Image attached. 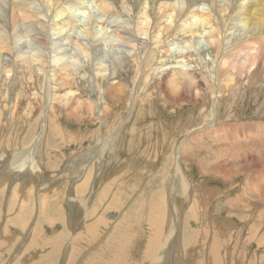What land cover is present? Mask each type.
I'll return each mask as SVG.
<instances>
[{
  "label": "bare ground",
  "instance_id": "1",
  "mask_svg": "<svg viewBox=\"0 0 264 264\" xmlns=\"http://www.w3.org/2000/svg\"><path fill=\"white\" fill-rule=\"evenodd\" d=\"M121 3L127 5L129 8L127 12L121 7ZM9 12H12L11 16ZM21 23L23 24L20 25ZM106 44L109 45L108 53L112 55V62L106 59ZM199 45L200 48H198ZM261 50L264 51V0H0V138L6 130L8 134V137H5L6 144L14 140L12 138L15 134L25 136L26 140H30L28 143L34 140V148L28 152L16 151L9 157L7 156L8 158L3 154L0 156L2 167L0 169V194H4L7 190L11 194L12 192L20 194L18 197L10 196L5 204L13 209L12 205L19 203L22 210L28 207L32 209L33 214L34 204H36L34 196L38 193L35 194V190L42 186L40 184L38 186L37 182L44 177L43 169L37 165L36 151L37 148L41 149L40 146L47 149L59 142L57 135H60L59 133L62 135L64 128L61 130L57 122L62 115L78 116L79 122L84 121L85 116H88L91 119L90 124L94 123L98 126L97 130H91L93 135L91 133L90 135L93 139L86 138L91 140L92 146L95 144L96 146L92 147L89 154L86 152L77 158L80 168H77L75 175L77 180H80L83 175L86 176L85 179L83 178L84 184H81L85 186L91 170H86L88 174H83L84 167L82 169L81 167L84 163L88 164L89 159L93 158L94 161L101 163L100 168L103 170L104 165L109 161H115L121 157L120 150L125 142L122 136L119 137L122 122L118 123V119L122 117L121 115L124 114L131 118L135 109L145 105L148 101V105L152 104L154 97L157 101L162 99L165 104H172V107H183L202 98L204 106L199 109L204 110L205 113L202 118L196 119L190 116L193 124H190L186 133L190 134L194 131H201V129L203 133V130L213 129L215 127L211 124H207L208 126L203 124L200 129L201 123L208 118L206 114L209 110L210 112L215 110L212 100H221V97L232 94L233 90H237L240 78L244 75L238 72V68L234 63L232 64L231 60L240 55L243 56L246 51L244 55H248L254 65L261 58ZM199 83L204 84L203 90L199 88ZM94 89L98 94L97 99L93 95ZM190 96H193V99ZM130 109L131 114H129ZM257 128L264 129L263 126ZM36 134L38 135L35 138ZM46 138L56 140V142L47 145L50 140ZM74 139L66 140L67 144L77 143L82 147L85 143L83 139ZM24 142L23 140V145L28 144ZM35 144L39 147L36 148ZM46 153L50 155V152ZM179 157L178 154L177 161ZM178 163L174 166L173 171L176 172H172L171 179L163 180L167 182L165 190L170 203L174 206H177L174 191L176 186L172 181H174V175L180 171ZM43 179L41 180L44 181ZM53 183L57 182L53 181L51 185ZM185 185L187 189L188 185ZM43 186L45 188H39L41 193L37 189L39 191L37 195H39V207L41 208L39 210L46 214V210L52 212V206L59 208L58 199L54 201L53 198L59 186L57 185L58 188L51 191L49 189L53 186L48 187L44 184ZM69 193L71 195L66 202L75 214L78 211V202L74 199L76 192ZM49 198H53L51 205ZM154 199L155 197L151 199L152 203L155 202ZM156 201L159 209L164 206L167 208L164 195ZM187 203H189L188 199ZM1 206L3 205L1 204L0 208ZM131 214L135 213L132 211ZM30 215L24 216L28 218ZM130 215L127 217L128 221L124 217V222L120 219L123 222V229H115L110 234L108 233L107 240L104 239V246H98L96 232L99 226L96 227L97 223H89L87 229L85 228L84 236L80 234L82 238L78 235L76 240L70 243L73 245L80 239L79 244L73 245L74 251H71L73 252L71 257L74 260L84 250H87L86 256L78 260L76 264H197L195 257L198 255L200 259L201 249L195 244H189L186 240L181 242V230L174 232V225L171 222L164 228L165 224L161 223V220L164 222L165 219L162 218L163 216L159 219L162 230L154 231L155 236L153 237L143 236L142 238V234L136 233L134 223L130 221ZM23 217L17 215L15 220L20 219L21 221ZM11 220L5 222L0 231V264L4 263V253H8L13 246L12 244L10 246L12 242L8 238L16 239L15 234L10 235L12 231L9 230V234L7 231ZM75 222L79 228H84L85 224L81 227L83 224L78 220ZM73 224L70 225L74 226ZM155 225L158 224L155 223ZM21 226L24 227L23 224L19 227ZM33 228L26 237L30 242L27 247L32 249L49 245V241L44 240L43 230L41 229V233L38 234L37 226ZM85 234L88 235L87 240ZM22 243V246H26L25 242ZM56 246L52 245L53 252H48L51 253V257L48 256L51 258L48 264H56L59 252L62 255L61 250L58 251ZM28 248L21 251L24 252ZM14 251L15 256L12 262L22 263L24 260L21 254L23 253L19 252V255L18 251L15 249ZM46 257L43 258L44 262L49 260ZM215 264H223V262L221 259H216Z\"/></svg>",
  "mask_w": 264,
  "mask_h": 264
},
{
  "label": "rangeland",
  "instance_id": "2",
  "mask_svg": "<svg viewBox=\"0 0 264 264\" xmlns=\"http://www.w3.org/2000/svg\"><path fill=\"white\" fill-rule=\"evenodd\" d=\"M121 7L126 12L129 10L125 3H121ZM11 14L12 12H9V16H11ZM22 24L23 23L20 25ZM105 48V51H107L106 59L112 62V55L108 53L109 45L106 44ZM198 48H200V45ZM244 52L243 56L240 55V57L231 60L232 64L234 63L238 68V72H242V75L244 73L240 78V83L237 85V90H233L232 94H230L231 96L226 95L221 97V100H212L214 101L212 102L214 105H212V103L210 104L215 110L213 109V112L209 110V113L206 114L208 118L200 125V129L203 124L206 126L211 124V126L215 128L203 130V133L202 129L201 131H194L190 134L186 133L191 126L190 124H193L191 123L192 120H190L191 117L196 119L198 117L202 118L205 113L204 110L199 109L204 106V100L201 98L202 94L200 95L201 99H197L195 103H188L183 107H172V104L170 105L167 103L166 105L162 102V99L157 101V98L154 97L152 104L148 105V101L145 105L135 109L131 118L123 114L121 115L122 117L118 119V123L120 121L122 122H120L122 130H120L121 133L119 132V137L121 138L122 136L125 142L120 150L121 157H118L119 159H116L117 161H109L108 163L111 164L107 163V166L104 165L105 168L103 167V170L100 168L101 163L99 161H94L93 158L89 159V165L85 163L82 165L81 169L84 167L83 174H88L86 170H91V172L89 171L90 175H88L87 185L85 186L81 184H84L83 178L85 179L86 176L83 175L80 180H77V176L75 175V171H78L80 168L79 163H77V158L80 154L82 155L86 152L89 154L94 146H96V144L92 146L91 140H87L86 138H92L91 135H93V133L91 132L97 130L98 126L94 123L90 124L91 119H89L88 116H85L84 121L81 120V122H79L80 118L78 116L73 117L71 114V116L67 117L65 114L62 115L61 119L57 122V126L60 124L59 127L61 130L64 128L63 132L65 134L63 133L64 135H61V133H59L60 135H57V141L59 142L55 144L57 147L60 146L57 148L54 145L55 147L50 146L47 149L40 146L41 149H39L37 148L39 147L37 146L38 144L34 145L37 148L35 157L37 159V165L43 169L44 173V177L40 178L37 182L38 186L42 185L39 188H45L43 184L48 185V187L53 186L49 189L50 191L59 186L58 189L60 191L58 190V192H56L57 194L55 193L53 195L54 197L52 196L54 201L58 199L59 208L57 207V209L52 206V212L51 210H48L49 212L47 210L45 211L46 214H48L47 216L44 212V214L40 212L39 195H37L39 193L37 189L39 188L35 190V194L38 193L36 195L34 194L36 196H34L36 204H34L33 214L32 209H28V207L24 209V212L18 205L19 203L12 205L14 210L11 207H7L5 204L6 201H9L12 195L18 197V192H12L11 194L7 190L4 194L1 193L0 205L2 204L3 206H1V208H4H0L2 210L0 211V231L1 228L3 229L5 222L13 219L11 220L10 227H7V231L8 234L12 231L10 235H17L16 237L14 236L16 239L8 238L9 241L12 242L10 246L11 244L13 246L8 253H4L3 264H11V262L14 261V249L18 251V254L19 252L23 253L21 255H23L22 259L24 261L21 260V262H23L19 264H36L38 262V264L42 262L48 264L51 260V253L49 254L48 252H53L52 245H57V250H61L62 253L61 255L59 252L56 264H76L78 260H82V258L86 256L87 250H84L86 253L83 251V253L79 254L74 260V258L71 257L73 253L71 251H74L73 248L80 239L74 242L76 245L73 244V246L71 244L78 235L80 236V234H82V236H84L89 223H97L96 227L99 226L97 227L96 236H98V246H101L105 242L104 239L106 236L108 238L113 230L123 229V217L124 219L127 218L132 211L135 214L130 215V221L134 223L136 233L142 234V238L143 236H155L154 231L162 230V224H165L163 227L165 226L164 228H166L170 222L174 225V232L181 230L183 239H181V242L186 240L189 244H195L201 249L200 259L198 255L195 257L197 264H215L216 259H221L223 264H264V129L259 130L257 128L258 126H263L264 128V51L261 50V58L254 65L250 58H248L249 56L244 55L246 51ZM248 71L252 75H250ZM125 76L127 75L125 74ZM199 88L203 90L204 84L199 83ZM93 91V95L97 99L98 94L95 89ZM219 95L222 96L223 94ZM190 98L193 99V96H190ZM189 100L191 101V99ZM138 110L140 111L138 112ZM131 112L132 110L130 109L129 114H131ZM128 118L131 121H129ZM126 119L128 122H125L127 121ZM132 121H134V125ZM135 121L138 122L136 123ZM29 135L30 134H28V136ZM37 135L38 134L35 135V138ZM69 135L71 137H69ZM75 136L79 137L77 138ZM134 136H136V138ZM141 136L143 137L141 138ZM2 137L0 138V156L3 154L8 158L16 151L28 152V150L34 148V140L28 143L30 140H26L25 136H18L15 134L12 138L14 140L9 144H6L5 140V137H8L6 130L5 132L3 131ZM72 138L73 140H75L74 138L83 139L85 143L82 147L77 143L67 144V141H70ZM133 138H135V141L132 143V140H134ZM244 138L246 140H244ZM18 139L24 140V143L28 144L23 145L22 141H17ZM49 140L50 142L47 145L56 142V140ZM237 141L239 143L241 141V144ZM10 144L12 145L10 146ZM135 144L136 147H134ZM181 144L184 145L182 146ZM88 147H91V149L89 150ZM180 148L184 151H180ZM46 152H50V155ZM178 154L180 159L177 161L176 158H178ZM175 162H179L178 165L180 168V171L174 175V181H172L173 185L176 186L174 187V191L176 194L177 206L170 203L165 190V184L167 182H164L169 181L172 177L171 175L176 172L173 171L176 164ZM1 168L0 165V169ZM90 177L91 180H89ZM53 181L57 183L51 185ZM183 183L184 185L186 184L185 186L188 185L187 189L184 187ZM73 184L75 185L73 186ZM181 187H184L183 190H186L184 191L186 195ZM39 190L41 193V189ZM43 190L45 192L47 191L46 189ZM72 191L76 192L74 199L78 202V211H76L75 214L72 209L70 210L66 202L67 198L71 195L69 192L72 193ZM163 195L167 208L164 206L165 208L162 207V209H159L160 207L156 200L162 198ZM154 197L155 199L153 201L155 202L152 203L151 199ZM186 197L189 203H187ZM52 199H50V205L53 203ZM79 199L83 201L81 202ZM81 204L83 206H81ZM54 208H56V210ZM57 214L59 215L57 216ZM17 215H21V217L30 215L28 218L26 216H24L25 218L23 217V220L27 218L29 221L21 220V222L20 219L15 220ZM70 216L72 217L70 218ZM161 217L165 218L164 222L161 220L162 224H160L159 220ZM75 219L83 224L81 227H83L84 224L86 227L79 228V226L76 225ZM128 220L127 218V221ZM12 221L14 223H12ZM15 221L17 223L19 221V223L17 224ZM155 223L158 225H155ZM22 224L24 227H19ZM181 225L184 227L182 228ZM34 226H37L38 234L43 230L42 235H44L45 238L43 239L49 241V245L47 244L48 242H46L47 246L45 245L44 247H33L32 249L27 247V244L30 242L26 237L31 230L34 229ZM77 227L79 230H77ZM84 229L85 231L83 232ZM49 237L50 240H48ZM87 237L88 235L85 234L86 240ZM17 238L20 240H17ZM22 242H25L26 246H22ZM141 244L142 241L140 242V245ZM14 246L16 248H14ZM25 247L28 248L32 254H29L28 250L24 252L21 251L23 249L25 250ZM45 257L49 260H45L44 262L43 258ZM67 257L69 258L67 259ZM213 257L215 259H213ZM8 259H11L9 260L11 261L10 263L7 261ZM212 261L213 263H210Z\"/></svg>",
  "mask_w": 264,
  "mask_h": 264
}]
</instances>
